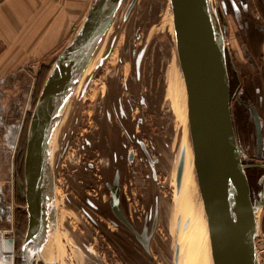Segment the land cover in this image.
Masks as SVG:
<instances>
[{
    "label": "rangeland",
    "instance_id": "obj_1",
    "mask_svg": "<svg viewBox=\"0 0 264 264\" xmlns=\"http://www.w3.org/2000/svg\"><path fill=\"white\" fill-rule=\"evenodd\" d=\"M213 1L226 17L237 8L238 17L253 16L248 0ZM250 4L260 6L259 0ZM227 37L231 46L240 45L241 32L231 20ZM46 77L39 81L38 75L30 96L21 95L22 110L30 106L14 155L5 134L17 106L9 107L0 127V202L6 208L0 210V231L14 239L13 264H21L28 227L17 156L24 147L25 158L31 112ZM230 78L234 91L236 75ZM235 97L238 140L247 159H256ZM54 143L58 228L55 242L46 245L48 260L56 252L59 264H120L118 255L133 259L131 264H213L170 0H123L66 106ZM263 171L250 170L253 196L262 188Z\"/></svg>",
    "mask_w": 264,
    "mask_h": 264
},
{
    "label": "water",
    "instance_id": "obj_2",
    "mask_svg": "<svg viewBox=\"0 0 264 264\" xmlns=\"http://www.w3.org/2000/svg\"><path fill=\"white\" fill-rule=\"evenodd\" d=\"M122 2L92 1L81 25L51 66L31 112L24 183L18 181L28 215L20 248L21 264H59L56 252H52L50 260L42 253L58 228L55 135L72 94ZM170 3L213 264H262L256 239L264 207V171L257 196L252 195L247 174L248 168L264 170L262 127L254 109L258 152L254 162L247 163L246 150L240 145L233 121L229 66L235 71V65L227 49L226 20L221 19L213 0H170ZM4 119L5 110L1 108L0 127ZM182 166L183 161L179 173ZM13 242V238H5L7 251L13 250Z\"/></svg>",
    "mask_w": 264,
    "mask_h": 264
},
{
    "label": "crops",
    "instance_id": "obj_3",
    "mask_svg": "<svg viewBox=\"0 0 264 264\" xmlns=\"http://www.w3.org/2000/svg\"><path fill=\"white\" fill-rule=\"evenodd\" d=\"M92 1L0 0V109L4 108L5 117L10 106H17L16 112L22 109L21 95L30 96V87L41 69L54 64L81 25ZM252 10L253 16L249 17H238L240 8L227 15V23L231 20L241 32L240 45L231 46L228 38L227 49L236 63L233 74L240 101L235 107L239 108L244 136L253 139L256 146L255 109L262 127L264 158V12L261 6L258 9L253 6ZM257 241L264 264V207Z\"/></svg>",
    "mask_w": 264,
    "mask_h": 264
},
{
    "label": "built area",
    "instance_id": "obj_4",
    "mask_svg": "<svg viewBox=\"0 0 264 264\" xmlns=\"http://www.w3.org/2000/svg\"><path fill=\"white\" fill-rule=\"evenodd\" d=\"M1 82L4 83L5 79H2ZM29 106H30V103L28 102L23 106V110L21 109L24 113L22 117H20L19 114L21 112L19 111L14 112V113H12L11 111V113L9 114L11 117V120L7 125V132L5 134V145H6V148H8L11 151L12 155H14L16 152L18 141L20 138V133L23 128L24 121L27 116V112L29 110ZM16 114H18L19 117L18 116L16 117ZM4 124H5V120L2 126H4ZM244 155L248 157V154L246 151H244Z\"/></svg>",
    "mask_w": 264,
    "mask_h": 264
},
{
    "label": "bare ground",
    "instance_id": "obj_5",
    "mask_svg": "<svg viewBox=\"0 0 264 264\" xmlns=\"http://www.w3.org/2000/svg\"><path fill=\"white\" fill-rule=\"evenodd\" d=\"M49 241L46 243V245L49 243ZM51 242H55V240H53ZM46 245H45L44 250L42 252L45 259H47L44 255L46 253ZM14 251H15V242H13V250L7 251L6 246H5V237L2 235V233L0 231V264H13V262H14Z\"/></svg>",
    "mask_w": 264,
    "mask_h": 264
},
{
    "label": "flooded vegetation",
    "instance_id": "obj_6",
    "mask_svg": "<svg viewBox=\"0 0 264 264\" xmlns=\"http://www.w3.org/2000/svg\"><path fill=\"white\" fill-rule=\"evenodd\" d=\"M248 2V7L249 8H251V7H253L251 4H250V0H248L247 1ZM259 2H260V6H261V8H262V10H263V12H264V0H259ZM221 15V18H222V20H226V23H227V17H226V15L225 14H223V13H221L220 14ZM234 81H237V79H234ZM231 94H233L234 96H233V100H234V98H236L235 96L238 94V92H237V90L235 89L234 91H233V87H234V82L233 81H231ZM234 84V85H233ZM237 87V86H236ZM252 171V170H251ZM248 175L250 176V180H251V173H250V171L248 172ZM118 257H119V260H118V262L120 263V264H131L130 263V260H129V258H127V257H125V256H123V255H118ZM131 259V258H130ZM131 260H133V259H131ZM136 264V263H135Z\"/></svg>",
    "mask_w": 264,
    "mask_h": 264
},
{
    "label": "trees",
    "instance_id": "obj_7",
    "mask_svg": "<svg viewBox=\"0 0 264 264\" xmlns=\"http://www.w3.org/2000/svg\"><path fill=\"white\" fill-rule=\"evenodd\" d=\"M229 70L232 72V73H234L233 71H232V68L229 66ZM47 71L49 72V70L47 69V67H43L42 69H41V72H40V74H39V81H41L42 79H44L45 77H46V75L48 74L47 73ZM24 151V147H23V149L21 150L20 149V151H19V153H18V156H17V158L19 157V162H18V169H21V171H23L24 170V167H23V162H21V159H22V157L24 158V154L22 153ZM253 156V155H252ZM250 157V158H248V160L249 159H254L253 157ZM24 160V159H23ZM253 169L254 168H249V169H247V173L250 171V170H252L253 171ZM262 174V173H261ZM23 176H24V174H23ZM18 189H19V187H18ZM19 191H20V189H19ZM20 193H21V191H20ZM22 194V193H21ZM24 198V197H23ZM25 199V198H24ZM1 208L2 209H5L6 210V208H4L2 205H1V202H0V210H1ZM20 246H21V244H20ZM42 264V263H41Z\"/></svg>",
    "mask_w": 264,
    "mask_h": 264
}]
</instances>
